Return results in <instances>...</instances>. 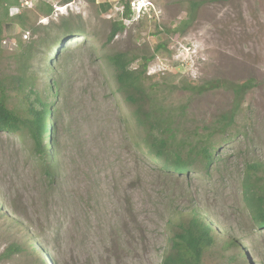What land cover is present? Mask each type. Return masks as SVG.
I'll use <instances>...</instances> for the list:
<instances>
[{
	"label": "rangeland",
	"instance_id": "1",
	"mask_svg": "<svg viewBox=\"0 0 264 264\" xmlns=\"http://www.w3.org/2000/svg\"><path fill=\"white\" fill-rule=\"evenodd\" d=\"M103 2L111 5L105 13ZM142 5L147 10L139 13ZM77 15L87 36L71 42L73 60L57 78L54 180L32 140L0 132V264H161L193 212L215 230L204 264H264V229L242 189L245 164L264 162V0H0V70L16 71L21 43L37 40L39 26ZM115 21L126 27L108 43ZM116 53L151 58L143 81L162 113L175 118L178 135L191 140L205 138L233 107L232 92L202 86L252 80L232 125L214 129L220 161L209 171L178 175L154 163L134 106L117 85L103 83L102 57ZM19 103L13 95L10 107Z\"/></svg>",
	"mask_w": 264,
	"mask_h": 264
},
{
	"label": "trees",
	"instance_id": "2",
	"mask_svg": "<svg viewBox=\"0 0 264 264\" xmlns=\"http://www.w3.org/2000/svg\"><path fill=\"white\" fill-rule=\"evenodd\" d=\"M71 2L72 0H64V4ZM98 7L100 12L105 13L111 5L103 2ZM198 7L199 4L195 2L190 5V19H194ZM46 11V15L50 16L54 9L49 6ZM131 14L130 5L127 4L126 19H130ZM54 27L55 30L52 29ZM125 27L123 21H115L107 42H112ZM39 30H42V34L37 40L28 44L21 43V52L14 58L18 65L16 71L0 70V132L23 135L32 140L42 171L53 181L59 172L58 121L53 101L60 89L57 78H61L59 75L68 61L73 60L71 42L79 37H84L85 40L87 31L80 15L62 17L57 26L41 25ZM85 45L86 42L78 43L75 48ZM45 47L47 52H42L41 48ZM150 59L145 56L139 59L129 58L126 53L104 55L102 62L107 70L104 71L103 83L117 85L126 101L134 106L138 124L146 129L143 141L148 154L154 163L160 165L162 171L188 175L199 166L209 171L220 161L218 148L211 140L214 129H226L232 125L246 94L254 87L252 80L242 84L214 80L207 86H202L201 92L216 88L232 92L233 107L220 116L216 125L210 127L212 131L205 138L191 140L189 135H178L175 118L162 113L154 90L144 83L143 77ZM51 60L54 64L53 79L48 77ZM136 60L140 63L138 69L133 67ZM13 95L20 96V103L10 107ZM263 173L264 162L253 160L245 164L242 177L244 203L259 229H264ZM214 233L212 225L203 216L193 212L180 222L178 230L169 239L170 251L161 264H204L206 253L216 243Z\"/></svg>",
	"mask_w": 264,
	"mask_h": 264
},
{
	"label": "clouds",
	"instance_id": "3",
	"mask_svg": "<svg viewBox=\"0 0 264 264\" xmlns=\"http://www.w3.org/2000/svg\"><path fill=\"white\" fill-rule=\"evenodd\" d=\"M145 10H147V5H142L139 9V13L144 12Z\"/></svg>",
	"mask_w": 264,
	"mask_h": 264
},
{
	"label": "built area",
	"instance_id": "4",
	"mask_svg": "<svg viewBox=\"0 0 264 264\" xmlns=\"http://www.w3.org/2000/svg\"><path fill=\"white\" fill-rule=\"evenodd\" d=\"M23 2V4H22V6L23 7H28L29 6V4H30V2L29 1H22Z\"/></svg>",
	"mask_w": 264,
	"mask_h": 264
},
{
	"label": "bare ground",
	"instance_id": "5",
	"mask_svg": "<svg viewBox=\"0 0 264 264\" xmlns=\"http://www.w3.org/2000/svg\"><path fill=\"white\" fill-rule=\"evenodd\" d=\"M258 227V226H257Z\"/></svg>",
	"mask_w": 264,
	"mask_h": 264
}]
</instances>
